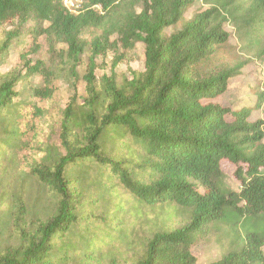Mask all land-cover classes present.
<instances>
[{
    "label": "trees",
    "instance_id": "obj_1",
    "mask_svg": "<svg viewBox=\"0 0 264 264\" xmlns=\"http://www.w3.org/2000/svg\"><path fill=\"white\" fill-rule=\"evenodd\" d=\"M89 1L104 14L90 9L72 15L60 0H0V29L17 23L5 32L0 62L19 27L29 23L36 46L45 37L56 58L50 68L24 55V70L0 74L1 181L22 156L45 205L35 216L24 187L12 201L9 189L0 190V220L6 217L13 233L11 243L0 242V264H114L121 253H130L132 264H198L191 252L195 237L230 216L237 248L211 264H264V122H250L253 108L214 103L241 65L202 74L229 43L219 20L223 12L262 32L264 0H251L248 8L237 5L240 0H202L210 8L170 37L165 30L183 20L193 0ZM125 2L140 12L109 27L107 17ZM90 28L101 33L87 43L82 34ZM140 43L144 71L119 83L117 67ZM60 44L66 52L57 50ZM110 52L116 55L110 74L98 78L96 60ZM259 58L264 61V49ZM58 67L74 93L64 110L18 101L17 85L35 75L43 87L34 97L54 101ZM52 113L53 131L44 134L42 124ZM223 161L237 166L238 192L222 184ZM179 210L190 221L165 228L160 218Z\"/></svg>",
    "mask_w": 264,
    "mask_h": 264
},
{
    "label": "rangeland",
    "instance_id": "obj_2",
    "mask_svg": "<svg viewBox=\"0 0 264 264\" xmlns=\"http://www.w3.org/2000/svg\"><path fill=\"white\" fill-rule=\"evenodd\" d=\"M250 2L251 0H240L236 4H244L248 8ZM209 8L202 0H193V4L185 12L183 20L165 30V37H170L172 34L182 30L187 23ZM133 10L139 13L140 6L136 5L133 8L129 2L119 5L116 13L107 17V25L110 27V23L115 24L122 21ZM223 15L219 20L225 19L221 21L223 22L224 30L230 34L229 43L217 50L216 55L202 68V74H214L241 65L242 68L239 74L230 80L227 92L217 98L214 103L229 107L232 110H240L246 107L253 108L250 122H264V100L259 98L261 95H264V61L263 58H259V53L264 49V30L253 33L250 30L251 27L249 28L250 23L247 20L244 21V19L240 18L234 20V17L227 15L225 12H223ZM32 27L33 24L31 23L19 27L20 34L18 38L2 56L0 74L24 70V62L22 60L24 55H27L28 59L33 62L40 58L48 67L53 68L55 66L56 58L50 56L49 46L45 37L39 39L38 47L34 43V39L30 33ZM16 28L17 23H9L3 29H0V47L5 40V32L15 31ZM100 33L101 30L90 28L83 32L82 39L89 43ZM113 38L116 37L114 36ZM56 48L58 51H67L66 46L63 44L58 45ZM144 51V45L140 43L137 44L132 52L126 54L116 70L119 83L131 79L134 72L144 71ZM89 55L86 52L82 57V64L78 67L80 77H83L86 73ZM115 56V53L110 52L107 58H97L96 74L98 78H101L104 74H110ZM56 76L53 82L55 90L54 101H46L34 97V89L43 87V78L39 75H35L28 81H23L17 85L18 101L35 104L43 110H48V112L58 113L64 110L74 93L65 74L62 73L59 67L57 68ZM77 90L80 94H83L84 85L82 82L78 83ZM55 113H52L51 118L47 119L46 126L45 122L42 124V133L45 134V129L47 133H52L53 125H55L57 118ZM22 159L23 157L20 156V162L11 166L4 180L1 181L2 177H0V190L9 189L8 198L12 201L13 196L11 194L18 195L24 187V192L29 196L27 205L31 214L35 216L40 215L45 211V205L40 198L39 186L28 175ZM221 169L223 172V186L230 191L238 192L241 186L236 177L237 166L229 161H223ZM2 208L3 210L6 209L5 206ZM188 216L187 212L179 210L175 215L165 213L160 220L166 223L165 228L174 230L185 226L190 221V219L188 220ZM234 221L235 218L230 216L221 222L211 223L205 228L204 232L195 237V244L192 246L191 252L197 259L198 264H211L220 260L226 253L236 250L237 234L235 232L236 226ZM9 227L8 219L3 217L0 220V242L2 245L13 241V237L11 236L13 233ZM148 227H150V224ZM148 227L145 226L144 229L146 230ZM259 229L264 231V225L259 224ZM240 235H244L243 231L240 232ZM131 256L130 253H121L115 257L114 264H132ZM108 261L105 264H109L107 263Z\"/></svg>",
    "mask_w": 264,
    "mask_h": 264
},
{
    "label": "built area",
    "instance_id": "obj_3",
    "mask_svg": "<svg viewBox=\"0 0 264 264\" xmlns=\"http://www.w3.org/2000/svg\"><path fill=\"white\" fill-rule=\"evenodd\" d=\"M65 10L72 15H79L87 10L94 9L100 14L102 12L101 6H92L89 0H60Z\"/></svg>",
    "mask_w": 264,
    "mask_h": 264
}]
</instances>
